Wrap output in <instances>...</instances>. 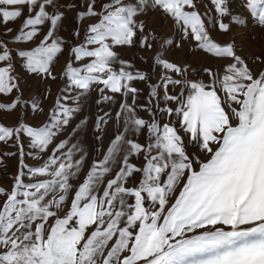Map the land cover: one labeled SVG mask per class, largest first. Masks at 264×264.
I'll use <instances>...</instances> for the list:
<instances>
[{"label": "snow or ice", "instance_id": "snow-or-ice-1", "mask_svg": "<svg viewBox=\"0 0 264 264\" xmlns=\"http://www.w3.org/2000/svg\"><path fill=\"white\" fill-rule=\"evenodd\" d=\"M0 25V114L43 117L0 123L21 159L0 186V264H264V54L212 36L264 37V0H0ZM162 40L230 62L205 82L156 54L153 83L118 51ZM25 74L60 82L47 112L24 98Z\"/></svg>", "mask_w": 264, "mask_h": 264}, {"label": "rangeland", "instance_id": "rangeland-1", "mask_svg": "<svg viewBox=\"0 0 264 264\" xmlns=\"http://www.w3.org/2000/svg\"><path fill=\"white\" fill-rule=\"evenodd\" d=\"M208 7H211V4H208ZM201 13L204 12L203 4L200 5ZM227 22V21H226ZM20 26L18 21L16 24H9L7 27H12L14 29ZM67 31L65 35L69 34L75 27V23L72 20L71 16L66 22ZM149 27L155 29L163 37L171 36L174 32L172 28V21H164L158 15H153L149 17ZM5 26L0 25V38L4 32ZM212 36L221 44H227L235 40L237 48L243 47V51L239 54L246 57H253L257 55L264 54V37H262L258 29H243L239 27H234L233 30L228 34H223L218 31H213ZM178 43L180 41H177ZM163 40L160 44H157L153 50L145 51L140 48H124L118 49L121 54V58L130 61L135 65V68L144 72H147L151 77L153 83L159 81V76L161 74V68L154 64V55L159 54L163 59L169 60L173 63L188 66L190 65L189 79H202L205 82L208 80L206 75H203L202 69L205 67L220 68L224 64L230 62L228 60L213 58L209 55H206L202 52H198L195 49L194 42L189 44L188 42H183L181 48H176L173 46L171 49H166L162 47ZM166 53V54H165ZM66 58V56H65ZM61 59V66L64 63V59ZM147 60V63L144 61ZM253 67H259L258 65H251ZM17 70L20 71L19 62H17ZM57 73L60 71L58 66L56 69ZM135 86L142 90V94L139 97V103L145 102V97L147 96V88L142 82H134ZM21 87L24 91V98L31 100L34 96L38 97L39 100L43 103L45 112H47L49 106L52 103V97H46V92L50 88L51 92L55 95L60 87V82L53 83L49 81L48 83H43L39 78L28 76L25 74L21 80ZM96 93L92 94L93 101L96 98ZM119 99V97H117ZM96 111L95 105H92L91 112L94 115ZM141 116L147 118V114L144 112L140 113ZM18 118H22L29 124L39 123L43 119L42 116H39L37 113L31 111L30 107H27L21 111H17L13 115L0 114V123H3L9 127L14 126ZM92 140L89 139L87 143L92 144ZM25 144V155L23 157V163L29 166H36L40 161L34 160L29 153L31 150L28 148V140L24 139ZM5 153H17V155L10 156L5 155ZM0 158L3 159V164L0 165V186L9 187L11 184V177H14L21 163L18 149L13 146V142L9 141L7 144L0 142ZM25 182H30L27 179ZM226 227V226H225Z\"/></svg>", "mask_w": 264, "mask_h": 264}]
</instances>
